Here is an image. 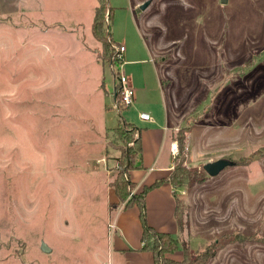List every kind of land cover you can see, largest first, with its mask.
<instances>
[{"label":"rangeland","instance_id":"1","mask_svg":"<svg viewBox=\"0 0 264 264\" xmlns=\"http://www.w3.org/2000/svg\"><path fill=\"white\" fill-rule=\"evenodd\" d=\"M97 3L0 0V264H123L109 183L139 127L167 113L173 167L181 158L198 177L176 189L178 251L217 242L206 264H264V0H109L138 88L117 108V47L99 57ZM220 158L233 163L209 175Z\"/></svg>","mask_w":264,"mask_h":264},{"label":"crops","instance_id":"2","mask_svg":"<svg viewBox=\"0 0 264 264\" xmlns=\"http://www.w3.org/2000/svg\"><path fill=\"white\" fill-rule=\"evenodd\" d=\"M134 88L136 92L138 88ZM172 118L171 120L174 123L177 116L173 114ZM139 119L143 122L149 121L141 119L140 116ZM173 123L170 124V115L167 113L164 125H158L157 121L153 119L151 125L139 127L142 167L129 171V178L134 182L137 191L143 190L145 186L151 185L156 180L168 177L171 173L173 158L169 139L173 125H175ZM111 192L110 201L119 203V206L112 210V214L115 216L114 227L116 228V236L114 238L115 251L122 255L123 264H155L153 253L141 250L143 226L138 205L134 204L129 208H125L124 203L121 204L119 202L112 188ZM145 205L146 219L150 226L158 231L168 232L172 235L180 233L175 216L174 190L168 181H164L161 185L146 193ZM170 256V258L175 260H181L183 252L177 251Z\"/></svg>","mask_w":264,"mask_h":264},{"label":"trees","instance_id":"3","mask_svg":"<svg viewBox=\"0 0 264 264\" xmlns=\"http://www.w3.org/2000/svg\"><path fill=\"white\" fill-rule=\"evenodd\" d=\"M97 2L92 21V33L101 44L99 57L103 60L110 61L111 58L116 56L115 48L118 43L114 41L111 31L105 23V18L107 16L109 21L112 20L114 11L109 4V0H97ZM112 94H115V90L112 91ZM117 99L119 100V93L117 94ZM119 106L126 107L122 104H119ZM179 140L183 144V138L181 137ZM135 144V151H131V149L129 150V155L126 157L124 168L119 170L118 174L110 181L109 185L114 190L119 202L124 203L125 208H129L134 204H137L139 207V215L143 226L141 250L151 251L154 255L155 264H206L210 258H213L216 255L218 249L217 242L210 248L205 249L201 254H194L189 250L188 245L183 244V258L181 260H175L166 256L167 253H174L180 249V245L175 236L168 232L156 230L149 225L146 219V193L149 190L158 187L164 181H168L174 190L176 203L175 216L180 228L183 225L184 205L181 199L176 196V189L196 182L198 180L196 172L184 166L181 158H175L173 170L168 177L156 180L151 185L145 186L138 196L128 199L127 196L130 194L131 188L134 186V182L129 178V171L134 168L142 167L140 138L135 140Z\"/></svg>","mask_w":264,"mask_h":264},{"label":"built area","instance_id":"4","mask_svg":"<svg viewBox=\"0 0 264 264\" xmlns=\"http://www.w3.org/2000/svg\"><path fill=\"white\" fill-rule=\"evenodd\" d=\"M126 51L125 45H120L117 46V56H116V61L115 63L111 64L110 68L113 71V77L115 78V82L117 84L116 87V94L119 93V100L116 99L114 101L115 107H119V104H122L124 106H131L135 99V88L131 82L130 76H128L124 70L122 69L123 66V59L124 53ZM117 97V96H116ZM140 118L143 120H150L151 116L147 112H141L140 113ZM170 148L172 151V154H177L179 145L177 141H174L170 144ZM115 225H112V227Z\"/></svg>","mask_w":264,"mask_h":264},{"label":"water","instance_id":"5","mask_svg":"<svg viewBox=\"0 0 264 264\" xmlns=\"http://www.w3.org/2000/svg\"><path fill=\"white\" fill-rule=\"evenodd\" d=\"M147 5H148V2L142 4L141 8H146ZM113 88L115 90L114 99L116 100L117 99V97H116L117 94H116V84L115 83H114V87ZM232 163L233 162L231 160H229V159L220 158V159H217V160H214V161L206 163L204 165V169L209 175L215 176V175L219 174L225 167H227L228 165H231ZM41 249L44 252H47V253L51 251L50 247L45 242H42Z\"/></svg>","mask_w":264,"mask_h":264}]
</instances>
